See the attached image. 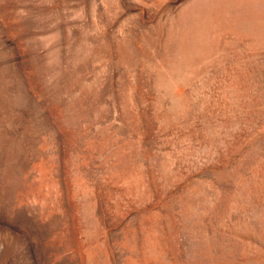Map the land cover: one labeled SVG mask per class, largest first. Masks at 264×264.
I'll use <instances>...</instances> for the list:
<instances>
[{"label": "rangeland", "instance_id": "obj_1", "mask_svg": "<svg viewBox=\"0 0 264 264\" xmlns=\"http://www.w3.org/2000/svg\"><path fill=\"white\" fill-rule=\"evenodd\" d=\"M0 264H264V0H0Z\"/></svg>", "mask_w": 264, "mask_h": 264}]
</instances>
